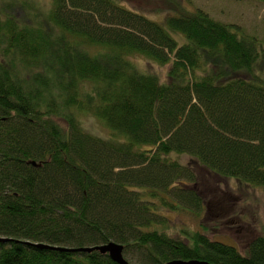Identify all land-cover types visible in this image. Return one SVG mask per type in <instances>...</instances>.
I'll use <instances>...</instances> for the list:
<instances>
[{
  "label": "trees",
  "instance_id": "obj_1",
  "mask_svg": "<svg viewBox=\"0 0 264 264\" xmlns=\"http://www.w3.org/2000/svg\"><path fill=\"white\" fill-rule=\"evenodd\" d=\"M50 2L0 0V264H116L36 247L111 242L130 264H264V229L239 247L169 218L227 217L217 180L264 189V37L203 10L158 24L116 0Z\"/></svg>",
  "mask_w": 264,
  "mask_h": 264
},
{
  "label": "rangeland",
  "instance_id": "obj_2",
  "mask_svg": "<svg viewBox=\"0 0 264 264\" xmlns=\"http://www.w3.org/2000/svg\"><path fill=\"white\" fill-rule=\"evenodd\" d=\"M126 9L139 13L147 19L164 23L166 18L177 13H194L203 10L216 21L239 27L245 34L259 40L264 37V3L256 0H116ZM30 9L38 15L50 13V0H28ZM28 14V10H26ZM23 15V14H22ZM97 53V50H92ZM140 71L157 74L161 79L166 77L167 69L149 62L142 56L132 58ZM264 64L260 61V65ZM264 72V71H261ZM264 75V74H263ZM79 119L87 132L103 138H109L110 133L102 122L96 118L81 114ZM184 165H191L192 160L186 156H174ZM205 181V180H201ZM221 187L211 185L218 193H228L223 196L220 208L228 202V216L220 215L221 221L195 217L190 212H173L170 219L176 227L188 226L193 230H202L204 226L212 229V238L223 242L246 245L251 239L260 235L264 229V189L245 187L235 179L217 180ZM210 192V191H208ZM214 216V214H213ZM214 221L220 220L213 218Z\"/></svg>",
  "mask_w": 264,
  "mask_h": 264
},
{
  "label": "water",
  "instance_id": "obj_3",
  "mask_svg": "<svg viewBox=\"0 0 264 264\" xmlns=\"http://www.w3.org/2000/svg\"><path fill=\"white\" fill-rule=\"evenodd\" d=\"M33 165H36L33 163ZM8 239L0 238V243H6L8 242ZM38 249L41 250H53V251H59V252H82V253H92L94 251H98L101 254L108 255L110 259L115 262L116 264H130L127 260L124 258V246L116 244L114 242H111L106 245L98 246L95 248H84L79 250H69L64 248H57V247H51L48 245L39 244L36 245ZM167 264H209L207 262H199V261H173L169 262Z\"/></svg>",
  "mask_w": 264,
  "mask_h": 264
}]
</instances>
